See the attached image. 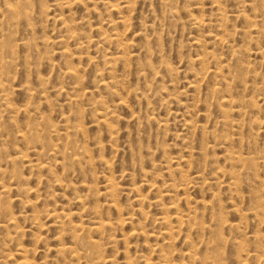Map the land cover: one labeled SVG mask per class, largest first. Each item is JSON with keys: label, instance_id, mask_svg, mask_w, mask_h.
I'll use <instances>...</instances> for the list:
<instances>
[{"label": "rangeland", "instance_id": "obj_1", "mask_svg": "<svg viewBox=\"0 0 264 264\" xmlns=\"http://www.w3.org/2000/svg\"><path fill=\"white\" fill-rule=\"evenodd\" d=\"M0 264H264V0H0Z\"/></svg>", "mask_w": 264, "mask_h": 264}]
</instances>
